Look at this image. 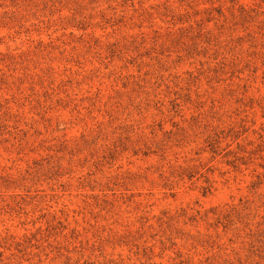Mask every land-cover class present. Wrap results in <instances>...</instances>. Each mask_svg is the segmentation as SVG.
<instances>
[{"label": "rangeland", "instance_id": "1", "mask_svg": "<svg viewBox=\"0 0 264 264\" xmlns=\"http://www.w3.org/2000/svg\"><path fill=\"white\" fill-rule=\"evenodd\" d=\"M0 264H264V0H0Z\"/></svg>", "mask_w": 264, "mask_h": 264}]
</instances>
